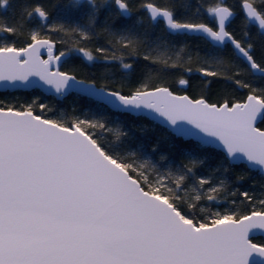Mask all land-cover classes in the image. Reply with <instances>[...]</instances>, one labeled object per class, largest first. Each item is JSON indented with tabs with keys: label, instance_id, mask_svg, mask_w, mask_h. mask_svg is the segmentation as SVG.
Returning <instances> with one entry per match:
<instances>
[{
	"label": "snow or ice",
	"instance_id": "snow-or-ice-1",
	"mask_svg": "<svg viewBox=\"0 0 264 264\" xmlns=\"http://www.w3.org/2000/svg\"><path fill=\"white\" fill-rule=\"evenodd\" d=\"M240 6L246 25L253 22L264 33V0H241ZM9 7L11 0H0V9ZM19 7L21 22H0V82L28 87L36 83L30 78H37L58 95L79 85L85 94L117 113L154 115L176 135L195 138L200 144L185 147L188 163L182 168L161 172L137 152L125 154L122 145L128 133L109 128L103 119H76L67 124L34 114L31 105L20 111L0 108V264H264V243L254 242L256 233H264V198L255 201L248 192H241L249 204L260 207L243 214L214 211L197 219L200 202H215L219 189L210 186L207 177L194 173L206 163V157L196 155V149L205 145L223 149L225 157L217 164L218 171L228 172L233 165L246 162L264 173V87L236 78L239 72L229 74L224 60L217 58L198 69L199 73L249 89L244 100L214 104L176 95L162 86L148 90L142 85L129 95L104 88L93 91L95 85L54 70L53 65L69 53L53 55L56 42L38 29L26 28V22L34 18L49 27L47 8L23 2ZM67 7L87 9V26L52 24L50 32L72 33L86 40L106 9L109 16L102 30L116 45L132 52L143 43L134 25L118 27L114 19H130L133 0H72ZM139 9L147 11L151 22L162 18L169 34H199L211 45L230 44L246 62L247 71L264 79V55L258 62L250 39L239 40L226 29V22L236 13L225 0L206 9L215 27L178 18L177 9H188L183 0H167L163 7L143 0ZM21 40L28 42L17 47ZM73 50L88 61L94 59L83 47ZM42 51L47 52V59L42 58ZM153 51L143 59L168 64ZM122 67L132 70L133 65L122 62ZM179 83L188 85L185 79ZM47 108L40 105L42 111ZM88 129L112 133L120 146L112 141L102 143ZM190 177L198 187L191 188L194 195H181ZM206 185L208 191L201 193Z\"/></svg>",
	"mask_w": 264,
	"mask_h": 264
},
{
	"label": "trees",
	"instance_id": "trees-1",
	"mask_svg": "<svg viewBox=\"0 0 264 264\" xmlns=\"http://www.w3.org/2000/svg\"><path fill=\"white\" fill-rule=\"evenodd\" d=\"M43 4L50 13L47 22L52 24H64L66 27L87 26V9H70L67 6L72 0H11V7L0 9V22L14 24L21 22L20 3ZM143 0H133V14L131 18H114L118 27L124 25L135 26V33L142 39L143 43L132 52L116 45L112 38L103 30L102 24L105 17L109 16L108 10H102L99 22L93 26L89 38L84 40L79 35L72 33H54L49 31V27H42L38 18L26 22L27 29H38L45 37L53 39L56 43V50L69 51L70 55L65 60L61 69L74 74L75 76L93 81L99 86L111 90L120 91L124 95H129L144 85L147 89L157 86H167L172 91L186 92L192 98H204L210 103L222 104L225 101L234 103L242 101L249 94L250 90L237 86L231 80H224L201 75L198 69L205 67L209 62L217 58L224 60L229 74L240 73L238 79L252 84L254 87H264V79H258L255 75L247 71L246 63L238 58L230 45L223 48L213 46L200 36L169 34L162 22L152 23L144 9H138ZM153 3L164 6L167 0H152ZM188 5L187 11L177 9V17L190 18L194 22H204L212 24L214 21L207 15L206 9L214 5L218 0H183ZM226 4L236 12L235 18L229 23L227 30L239 40L250 39L254 45L253 55L259 62L264 55V33L249 22L241 11V0H225ZM83 3V2H81ZM199 9V13H197ZM115 12V5H112ZM249 33L248 37H243V32ZM63 41V42H61ZM27 40H21L17 47L23 46ZM83 47L89 51L94 59L88 61L81 53L73 49ZM104 48L106 52H97L96 49ZM154 56H162L168 60L165 65L162 62L152 63L145 61L143 55L152 51ZM115 57L113 59L112 57ZM170 57V59H168ZM123 63L133 65L132 70L122 67ZM175 64V67H171ZM216 67L215 64L212 65ZM224 71V68H220ZM188 81L186 88L179 86V80ZM259 95V93H256ZM33 100V112L37 115L49 119L58 120L71 124L75 121L76 113L87 119H103L109 128H119L128 133L123 138V149L127 152H137L141 159H150L161 172L171 169L174 173L188 163L183 155L185 147L191 148L198 145L192 139L184 140L175 136L167 128L155 123L144 116H134L126 113H117L107 108L102 103L96 102L85 96L70 94L62 100L54 96H46L37 89L31 91H5L0 92V107H14L25 110L26 104ZM47 105L48 108L41 110L39 105ZM94 132L102 143L112 141L117 146L115 136L109 132H101L98 129H88ZM156 151H153V149ZM196 155L206 157V163L196 169V177H207L210 186L217 185L219 189L215 202L209 203L206 200L200 202L195 210L197 219L204 218L210 212L234 210L240 214L250 211L253 207L259 208L258 203L249 204L240 195L241 192H248L255 201L264 198V178L257 171L250 170L244 164L233 165L228 172L218 171L217 164L223 160L225 155L222 151L212 147L203 146L196 149ZM164 157V159H161ZM243 176L241 180L239 177ZM221 181H224L221 186ZM196 185L195 179L191 177L185 181L184 189ZM174 187V185H173ZM209 185L204 186V188ZM203 188V189H204ZM201 189V190H203ZM184 195L183 192L180 193ZM204 208V212H200ZM256 243H264V237H255Z\"/></svg>",
	"mask_w": 264,
	"mask_h": 264
},
{
	"label": "water",
	"instance_id": "water-1",
	"mask_svg": "<svg viewBox=\"0 0 264 264\" xmlns=\"http://www.w3.org/2000/svg\"><path fill=\"white\" fill-rule=\"evenodd\" d=\"M81 2H84V0H81ZM146 11V10H145ZM234 11V10H233ZM242 11V10H241ZM147 12V11H146ZM235 12V11H234ZM236 13V12H235ZM243 13V12H242ZM148 14V13H147ZM243 15H244V13H243ZM244 17H245V15H244ZM246 18V17H245ZM233 20V19H232ZM231 20V21H232ZM162 22L163 23V25H164V27H165V24H164V22H163V19L162 18H159L158 19V21L157 22ZM157 22H152V23H157ZM250 24H252V25H254L256 28H258V26L257 25H255L253 22H249ZM228 25H229V22H226V29H227V27H228ZM165 29H166V27H165ZM259 30V29H258ZM167 31V30H166ZM168 32V31H167ZM169 33V32H168ZM188 35H193V36H199V34H188ZM46 38H48V37H46ZM228 45H230V44H228ZM213 46H216V47H220V48H223L224 46H219V45H213ZM226 46V45H225ZM231 46V45H230ZM231 48H232V46H231ZM233 49V48H232ZM233 51H234V49H233ZM66 52H68L69 53V55H70V52L69 51H66ZM234 53H235V51H234ZM42 58L43 59H47V52L46 51H42ZM53 55H59V53H57V50H56V44H55V47L53 48ZM68 55V56H69ZM237 57H238V55L237 54H235ZM68 58V57H67ZM67 58H62L61 59V61L58 63V64H54L53 65V68H54V70L55 69H58V70H60V71H63L62 69H61V66H62V64H63V62L67 59ZM238 58H240V57H238ZM241 60H243L242 58H240ZM246 63V62H245ZM247 65V64H246ZM64 72H66V71H64ZM69 73V72H68ZM69 74H71V75H74V74H72V73H69ZM75 76V75H74ZM76 78H77V80L78 81H84L85 82V84L87 85V84H91V85H95V89H93V91H95V90H97V89H100V88H104L106 91H115V90H111V89H108V88H106V87H103V86H99V85H97L95 82H93V81H89V80H85V79H82V78H79V77H77V76H75ZM30 79H32V80H35L36 81V83H34L32 86H28V87H24V86H12V85H10V84H7L6 85V83L5 82H0V92H5V91H31V90H33V89H37V90H39L41 93H43L44 95H46V96H54V97H56L57 99H59V100H62L63 98H65V97H67V96H69L70 94H77V95H80V96H85V97H87V98H90V99H92V100H94V101H96V102H99V103H102L103 105H105L107 108H109L110 110H112V111H116L115 109H113L110 105H108V104H105L103 101H100V100H98L95 96H89V95H87V94H85L83 91H81L80 90V87L81 86H77L76 88H74V89H71V90H69V91H67V92H65V94H63V95H58L56 92H55V90L54 89H52V88H49L48 86H46V85H42V82H39L38 81V79L37 78H30ZM179 86L180 87H182V88H186L187 86H183V85H180V83H179ZM162 87H167V86H162ZM169 88V87H168ZM151 89H153V88H151ZM151 89H148V90H151ZM169 90L170 91H172L170 88H169ZM174 94H176V95H187V96H189L186 92H183V93H178V92H174V91H172ZM189 98H191V99H199V98H192L191 96H189ZM206 100V99H205ZM207 101V100H206ZM207 102H209V101H207ZM237 102H240V101H237ZM210 103V102H209ZM235 103V102H234ZM214 104H216V103H214ZM1 108V107H0ZM25 110H27V109H25ZM19 111V110H18ZM34 113V112H33ZM35 114V113H34ZM37 115V114H36ZM131 115H134V116H137V115H135V114H131ZM141 116H144V117H146V118H148L149 120H152V121H154L155 123H157V124H159V125H161V126H163V127H165V128H167L171 133H173L175 136H177V137H180V138H182V139H184V140H187V139H192V140H194L195 142H197V143H199L200 144V142L199 141H197L195 138H192V137H184V136H178V135H176L175 134V132H173V130L169 127V125L162 119V118H159V117H155L154 115H141ZM205 146H207V147H212V148H215V149H217V150H220V151H222L223 153H224V151H223V149L221 148V147H217V146H212V145H205ZM224 155H225V153H224ZM240 164H244V165H246L247 166V168L248 169H250V170H254V171H257L260 175H262L263 176V178H264V173H262L258 168H250V166L249 165H247V163L246 162H241ZM236 165H238V164H236ZM258 236H262V237H264V233H256L255 234V237H258ZM255 242V241H254Z\"/></svg>",
	"mask_w": 264,
	"mask_h": 264
},
{
	"label": "rangeland",
	"instance_id": "rangeland-1",
	"mask_svg": "<svg viewBox=\"0 0 264 264\" xmlns=\"http://www.w3.org/2000/svg\"><path fill=\"white\" fill-rule=\"evenodd\" d=\"M31 99H32V97H30L29 101H30ZM33 100H34V99H33ZM33 100H31L28 104H26V106H25L24 108L27 109L29 105L32 106V105H33V102H32ZM39 107H40V105H39ZM15 109H16V108H15ZM32 109H33V107H32ZM16 110H19V111H20V110H22V109H16ZM32 111H33V110H32ZM78 114H79V113H76V115H75V116H76L75 120H76V119H87L86 117H83V116H81V115L79 116ZM46 118H47V117H46ZM91 131H92V129H91ZM189 186H190V187H189V188H186L185 191L183 192L184 195H185V194H187L188 196L194 195V193L191 192V188H192V187H195V186H194L193 184H191V185H189ZM212 186L216 187L217 185L214 184V185H212ZM208 188H209V187H206V188H204L203 190H200L201 193L207 192V191H208Z\"/></svg>",
	"mask_w": 264,
	"mask_h": 264
},
{
	"label": "flooded vegetation",
	"instance_id": "flooded-vegetation-1",
	"mask_svg": "<svg viewBox=\"0 0 264 264\" xmlns=\"http://www.w3.org/2000/svg\"><path fill=\"white\" fill-rule=\"evenodd\" d=\"M57 53H58V52H57ZM64 62H65V61H64ZM64 62H63V63H64ZM62 65H63V64H62Z\"/></svg>",
	"mask_w": 264,
	"mask_h": 264
}]
</instances>
